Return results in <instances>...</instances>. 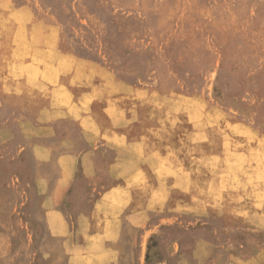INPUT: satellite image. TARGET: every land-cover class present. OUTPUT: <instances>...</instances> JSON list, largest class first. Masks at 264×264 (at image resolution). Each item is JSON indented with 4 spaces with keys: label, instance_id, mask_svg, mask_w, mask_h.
<instances>
[{
    "label": "rangeland",
    "instance_id": "obj_1",
    "mask_svg": "<svg viewBox=\"0 0 264 264\" xmlns=\"http://www.w3.org/2000/svg\"><path fill=\"white\" fill-rule=\"evenodd\" d=\"M50 114L127 119L136 171L97 195L87 177L46 181L31 135ZM50 228L79 234L64 246ZM255 249L264 0H0V264H242Z\"/></svg>",
    "mask_w": 264,
    "mask_h": 264
},
{
    "label": "crops",
    "instance_id": "obj_2",
    "mask_svg": "<svg viewBox=\"0 0 264 264\" xmlns=\"http://www.w3.org/2000/svg\"><path fill=\"white\" fill-rule=\"evenodd\" d=\"M110 106H106L104 110L112 109ZM112 111H118V109H112ZM54 117L50 114L47 119L41 121L37 127L39 132L31 135L33 143H37L32 154L36 174L44 176L46 181L50 177L56 180L59 177H72L71 181H74L76 176L87 177L90 180L85 191L97 195L113 191L120 175H131L136 171L135 160L129 157L128 141L121 132V129L128 124L127 119H111L106 125L98 120H92L95 123L89 119L80 120L78 124L73 120H59ZM62 128L70 129L67 135L63 134ZM63 145H66L65 148L60 149ZM57 147L61 150L60 157L63 160L59 170L55 171L49 168L48 162L51 153ZM98 176L106 177L107 182L104 184L95 180L94 177ZM50 227L52 228L51 224ZM51 232L50 236L59 238L64 246H66V240L77 238L79 234L78 231H72L68 239V236L61 235L60 232L56 233L53 230ZM256 249L242 264H264V249ZM65 251L73 262L76 252L71 248Z\"/></svg>",
    "mask_w": 264,
    "mask_h": 264
},
{
    "label": "bare ground",
    "instance_id": "obj_3",
    "mask_svg": "<svg viewBox=\"0 0 264 264\" xmlns=\"http://www.w3.org/2000/svg\"><path fill=\"white\" fill-rule=\"evenodd\" d=\"M18 57H19V56H18ZM17 63H18V62H17ZM17 63H16V64H17Z\"/></svg>",
    "mask_w": 264,
    "mask_h": 264
}]
</instances>
